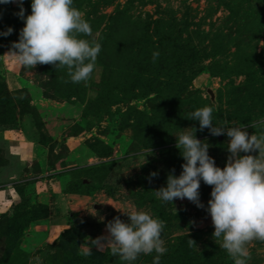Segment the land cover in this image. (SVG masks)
Wrapping results in <instances>:
<instances>
[{"label": "rangeland", "instance_id": "rangeland-1", "mask_svg": "<svg viewBox=\"0 0 264 264\" xmlns=\"http://www.w3.org/2000/svg\"><path fill=\"white\" fill-rule=\"evenodd\" d=\"M31 0H23L25 15ZM101 45L86 81L68 69L22 66L12 42L24 25L16 0L0 4V264H126L110 249H79L107 235L120 208L163 222L160 264H234L219 247L207 212L162 201L157 190L184 159L176 135L194 131L223 167L226 134L212 135L190 114L213 109L214 126L264 119V0H73ZM159 56L153 60V52ZM208 88L214 94L210 99ZM155 172L156 175L151 174ZM246 264H264V241L246 245ZM141 253L133 264H152Z\"/></svg>", "mask_w": 264, "mask_h": 264}, {"label": "clouds", "instance_id": "clouds-1", "mask_svg": "<svg viewBox=\"0 0 264 264\" xmlns=\"http://www.w3.org/2000/svg\"><path fill=\"white\" fill-rule=\"evenodd\" d=\"M12 0H0L7 4ZM16 13L24 25L19 39L12 42L11 52L24 67H35L38 63L53 64L68 69L73 83L86 81L95 67L101 45L91 36L90 23L73 6V0H31V12L25 15L23 0ZM9 26L0 31L7 36ZM153 60L159 56L154 51ZM199 121V128H208L212 135L226 134L230 155L223 167L216 165L209 155V144L198 139L194 131H181L176 135V147L184 159L179 175L170 172L166 185L156 195L162 201L173 202L184 199L204 207L199 199L200 182L211 185L207 212L210 214L212 233L219 247L233 258L234 264H246L249 255L246 247L252 240L264 241V119L250 125L251 134L245 125L214 126L213 109L210 106L196 108L188 117ZM155 176L156 173L151 174ZM128 217L119 216L106 224L107 235L87 238L79 254L89 256L92 248L110 249L126 264H133L143 253L152 254V264H160L161 255L167 251L161 238L163 222L147 211L134 206L120 208Z\"/></svg>", "mask_w": 264, "mask_h": 264}, {"label": "water", "instance_id": "water-1", "mask_svg": "<svg viewBox=\"0 0 264 264\" xmlns=\"http://www.w3.org/2000/svg\"><path fill=\"white\" fill-rule=\"evenodd\" d=\"M208 93H209L210 99L214 100V94L210 88H208Z\"/></svg>", "mask_w": 264, "mask_h": 264}, {"label": "crops", "instance_id": "crops-1", "mask_svg": "<svg viewBox=\"0 0 264 264\" xmlns=\"http://www.w3.org/2000/svg\"><path fill=\"white\" fill-rule=\"evenodd\" d=\"M3 193H4L3 190H2V192L0 191V199L2 198V195H4Z\"/></svg>", "mask_w": 264, "mask_h": 264}]
</instances>
